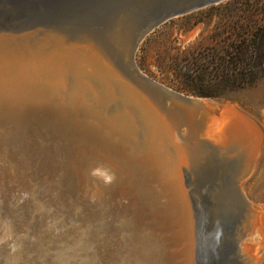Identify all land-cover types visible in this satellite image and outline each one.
<instances>
[{"label":"rangeland","instance_id":"374dc122","mask_svg":"<svg viewBox=\"0 0 264 264\" xmlns=\"http://www.w3.org/2000/svg\"><path fill=\"white\" fill-rule=\"evenodd\" d=\"M0 31L12 48L39 43L48 49L57 38L67 47L91 38L104 53L108 48L117 70L133 64L157 84L151 93L169 110L190 117L193 108L207 104L211 116L178 125L191 145L205 142L222 152L225 141L218 143L214 130L222 135L234 113L242 114L259 136L237 155L234 186L213 192L195 185L198 255L192 264H264V0H0ZM31 54L36 58L40 51ZM159 86L195 105L170 102ZM2 165L12 172L7 162Z\"/></svg>","mask_w":264,"mask_h":264},{"label":"water","instance_id":"95a60500","mask_svg":"<svg viewBox=\"0 0 264 264\" xmlns=\"http://www.w3.org/2000/svg\"><path fill=\"white\" fill-rule=\"evenodd\" d=\"M105 43L114 48L115 41ZM106 50L110 62H114ZM120 70L129 88L142 94H136L139 100L147 98L169 110L151 93L157 84L133 64H129L128 71ZM160 89L170 102L195 105L191 98ZM104 104L96 103V111H101V115L107 111L105 118L87 120L79 115L82 125L58 115L48 105H25L15 112L4 105L0 109V157L4 156L6 161L2 164L7 162L12 169L7 172L8 167L4 166L1 170L0 163V264H173V258H180L179 253L173 255L165 250L171 239L160 227L159 215L165 214L162 209L150 208L142 193L137 198L127 188L121 192L113 182H101L90 170L95 159L91 155L101 147L94 148L95 143L82 136L94 132L91 135L98 140L103 139L105 132H116L113 124L118 117L114 114L120 103L109 97ZM191 117L199 122L203 114L199 110ZM107 121L112 126H105ZM136 123L142 139L143 127ZM210 147L205 163L196 172L186 174L190 216L195 221L199 208L195 185L214 192L225 184L231 187L236 180V170L233 172L229 166L237 167L238 161H216L214 148ZM142 190L146 193V189ZM120 206L125 207V212ZM193 245L195 261L197 240Z\"/></svg>","mask_w":264,"mask_h":264},{"label":"bare ground","instance_id":"6f19581e","mask_svg":"<svg viewBox=\"0 0 264 264\" xmlns=\"http://www.w3.org/2000/svg\"><path fill=\"white\" fill-rule=\"evenodd\" d=\"M3 36L0 35V109L6 106L10 112H15L25 105H48L58 115L62 114L65 118L67 116L69 121L72 119L80 125L79 115L86 116L87 120L107 116V111H104L103 115L101 111H96V103L105 105L109 97L119 102L116 111L114 108V116L118 117L117 123L113 124L116 127L114 134L105 132L103 139L97 140L91 135L94 132L84 135L81 132L82 138L95 143L94 148L101 147L91 155L95 159L90 170L97 174L101 182H113L121 192L127 188L136 197L142 193L150 208L162 209L165 214L159 215L160 227L164 228L165 234L171 239L169 244L166 243L165 250L172 251L173 255L179 253L180 257L176 256L171 262L192 264L194 229L193 216H190L192 205L186 174L196 172L197 167L205 163L211 148L205 142L191 145L179 132L178 125L185 122L182 120L193 121L195 124L193 118L186 114L179 116L178 112L165 111L153 100H139L137 97L142 94L129 88L124 78L120 77L119 71L110 63L100 44L91 38L76 39L71 45L67 43V47H62L61 39L57 38L52 47L46 49L39 43L31 48H12ZM66 41L71 43L72 40ZM35 51H40V56L30 57ZM89 102L93 104L88 105ZM209 107L207 104L199 105L193 108V112L198 113L200 110L204 119L207 114L210 115ZM94 113L95 117L92 115ZM241 116L242 114L234 113V119L231 118L223 130L221 129L222 135L214 130L213 134L218 143L220 140L225 141V144L220 143L224 144L222 152L213 147L216 161L225 163L228 161L226 158L233 157L236 162L237 155H245L250 147H254L258 132L255 133V128ZM136 121L143 127L142 139L139 138ZM215 122L213 126L218 124ZM104 125L112 126V123L107 121ZM194 129L196 130L195 127ZM94 131L97 132L95 129ZM108 139L111 143H108ZM233 166L230 165L229 168L235 172L237 169ZM156 224L159 226L158 222Z\"/></svg>","mask_w":264,"mask_h":264},{"label":"trees","instance_id":"16d2710c","mask_svg":"<svg viewBox=\"0 0 264 264\" xmlns=\"http://www.w3.org/2000/svg\"><path fill=\"white\" fill-rule=\"evenodd\" d=\"M259 47H260V44H259ZM241 50H243V49H241ZM256 59V60H255ZM260 59H261V57H259V59L257 60V58H254V60H253V64L255 65L256 63H258V62H260ZM239 62H243L244 61V58H242V57H240L239 59ZM263 61H264V58H263ZM237 63V62H236ZM236 66V65H235ZM255 66H257V65H255Z\"/></svg>","mask_w":264,"mask_h":264}]
</instances>
